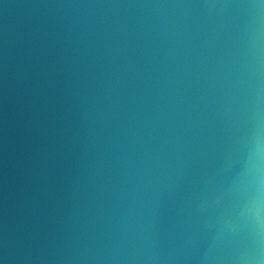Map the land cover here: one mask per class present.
Listing matches in <instances>:
<instances>
[{"label":"water","instance_id":"95a60500","mask_svg":"<svg viewBox=\"0 0 264 264\" xmlns=\"http://www.w3.org/2000/svg\"><path fill=\"white\" fill-rule=\"evenodd\" d=\"M0 264H264V0H0Z\"/></svg>","mask_w":264,"mask_h":264}]
</instances>
